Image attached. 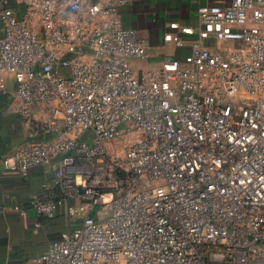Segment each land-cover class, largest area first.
<instances>
[{"label":"built area","instance_id":"1","mask_svg":"<svg viewBox=\"0 0 264 264\" xmlns=\"http://www.w3.org/2000/svg\"><path fill=\"white\" fill-rule=\"evenodd\" d=\"M0 10V80L30 135L2 169L53 176L29 198L74 223L36 264H264V0L169 20L157 67L117 3L26 0ZM35 117V118H34ZM58 163L54 171L53 163Z\"/></svg>","mask_w":264,"mask_h":264},{"label":"crops","instance_id":"2","mask_svg":"<svg viewBox=\"0 0 264 264\" xmlns=\"http://www.w3.org/2000/svg\"><path fill=\"white\" fill-rule=\"evenodd\" d=\"M104 3L107 0H86ZM117 2L118 0H112ZM230 0H125L117 3V19L123 26L135 28L149 45L148 58L133 60L135 68H155L158 54H183L164 43L162 34L169 20L192 23L197 9L204 4H227ZM13 8L26 16L32 27L38 28L37 16L27 8L26 0H0V10ZM0 18V33L2 30ZM16 80L3 74L0 80V159L17 149L30 135L29 125L13 110L12 100ZM35 118V117H34ZM52 170H58L57 162ZM53 176L47 167H34L26 173L0 166V264H36L30 258L44 252L49 243L63 231L73 227L66 213L68 205L78 204L79 198L68 200L53 218L37 214L29 203L30 196L38 192L44 180Z\"/></svg>","mask_w":264,"mask_h":264}]
</instances>
